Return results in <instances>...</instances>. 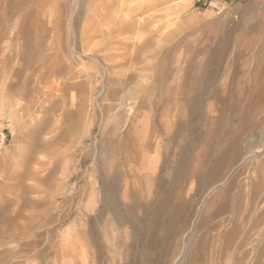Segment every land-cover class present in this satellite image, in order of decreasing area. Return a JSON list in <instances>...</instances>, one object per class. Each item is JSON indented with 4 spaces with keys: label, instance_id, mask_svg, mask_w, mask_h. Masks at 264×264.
Returning <instances> with one entry per match:
<instances>
[{
    "label": "rangeland",
    "instance_id": "1",
    "mask_svg": "<svg viewBox=\"0 0 264 264\" xmlns=\"http://www.w3.org/2000/svg\"><path fill=\"white\" fill-rule=\"evenodd\" d=\"M112 1L53 0L38 13L10 12L16 20L8 14L14 22L0 37V59L7 53L10 63L0 73V264L69 260L62 241L84 232L91 190L98 215L102 179L123 170L132 178L144 166L139 143L149 145L148 190L161 197L142 226H118L106 210L101 241L127 246L107 250L102 264H174L179 252L178 264H264V0ZM189 75L194 87H179ZM163 197L186 207L168 206L157 225L149 214ZM178 215L179 225L171 219Z\"/></svg>",
    "mask_w": 264,
    "mask_h": 264
},
{
    "label": "bare ground",
    "instance_id": "2",
    "mask_svg": "<svg viewBox=\"0 0 264 264\" xmlns=\"http://www.w3.org/2000/svg\"><path fill=\"white\" fill-rule=\"evenodd\" d=\"M58 1V0H57ZM61 1V0H60ZM109 1V3L112 1V0H108ZM124 1V0H123ZM122 1V2H123ZM7 2V1H6ZM44 2H48L49 4H50V7L51 8H53V6H54V2H53V0H13V2L12 3H4V4H2V7L0 6V37H7V35L8 34H6V31L8 30V27H10L9 26V22H10V19H11V17H10V19L8 18L9 16H8V14L9 15H11L10 14V12L11 13H13V15L15 16L16 15V13H21V8H22V6H25V8H29L30 9V11L32 12V11H36L37 13L41 10H39V8H41V7H44V6H41L40 7V5H42ZM67 2V1H66ZM75 2H76V4L78 5L79 4V2H80V0H75ZM91 2V1H90ZM93 2H94V0H93ZM113 2H115L116 3V1L114 0V1H112V3ZM150 2V1H149ZM48 3H46L47 4V6L49 7V5H48ZM57 3V2H56ZM68 3H69V1H68ZM67 3V4H68ZM117 3H118V1H117ZM130 3H132V2H130ZM0 4H1V2H0ZM45 4V5H46ZM91 4H93L92 2H91ZM96 4V3H95ZM111 4V3H110ZM109 4V5H110ZM138 4V3H137ZM146 4V3H145ZM73 5V4H72ZM120 4H118L117 5V7L119 6ZM131 5V4H130ZM58 6V5H57ZM64 6V5H63ZM100 6V5H99ZM111 6V5H110ZM114 6V5H113ZM121 6V5H120ZM141 6V5H140ZM144 6V5H143ZM142 6V8H145V6L143 7ZM252 6H254L255 7V4H252L251 5V7ZM47 7V8H48ZM49 7V10H51V8ZM65 7V6H64ZM72 7V6H71ZM94 7V6H93ZM249 7V6H248ZM250 7V8H251ZM254 7H252V8H254ZM45 8V7H44ZM44 8H43V10H44ZM57 8V7H56ZM122 8V7H121ZM127 8V7H126ZM137 8V7H136ZM141 8V7H140ZM259 9H260V7H258ZM263 8H264V6H263ZM24 11H25V9L24 8H22ZM54 9H55V7H54ZM53 9V10H54ZM120 9V8H119ZM119 9H115L116 11L118 10L119 11ZM22 10V11H23ZM114 10V11H115ZM263 10V9H262ZM27 11H28V9H27ZM29 11V12H30ZM115 11V12H116ZM46 12V11H45ZM54 12V11H53ZM140 12H142V11H140ZM258 12V11H257ZM264 12V11H263ZM28 13V12H27ZM34 13L35 12H33V14L31 15V13H29L32 17H30L29 15V17H28V19H32V18H34L35 19V17H33V15H34ZM44 13V12H43ZM48 13H49V11H48ZM114 13V12H113ZM116 13H119V12H116ZM121 13V12H120ZM22 14H23V12H22ZM115 14V13H114ZM126 14V13H125ZM140 14V13H139ZM141 14H143V12L141 13ZM249 14V13H248ZM18 16L17 17H19V14H17ZM27 15V14H26ZM39 15H40V13H39ZM41 15H42V13H41ZM41 15H40V17H41ZM44 15V14H43ZM53 15V14H52ZM128 15V14H127ZM258 15H260V14H258ZM12 16V15H11ZM14 16H12L13 17V19H14ZM21 16H23V15H21ZM50 16V15H49ZM114 15H112V17H113ZM261 16V15H260ZM16 17V16H15ZM36 17H37V14H36ZM43 17V16H42ZM41 17V18H42ZM119 17H121V15H119ZM123 17V16H122ZM125 17V16H124ZM247 17V16H246ZM51 18H52V16H51ZM109 19H110V17H108ZM114 18H116V16L114 17ZM138 18V17H137ZM143 18V17H142ZM141 17H140V20L142 19ZM147 18V17H146ZM117 19L119 20L120 18H118V16H117ZM14 20H16V19H14ZM23 20V19H22ZM24 20H26V19H24ZM36 20H37V18H36ZM38 20H39V17H38ZM144 20V19H143ZM150 20V19H149ZM256 20V19H255ZM12 21V20H11ZM33 21H35V20H33ZM108 21H110V20H108ZM14 22V21H13ZM13 22H10V24L11 23H13ZM23 22V21H22ZM113 24H114V19H113ZM143 22V21H142ZM263 21H261V23H262ZM17 23V22H16ZM27 24L28 22H24L23 24ZM32 22L30 21V25L31 26H34V24L32 25L31 24ZM40 23V22H39ZM143 23H145V20H144V22ZM150 23H152V22H150ZM20 24V23H19ZM35 24H37L36 22H35ZM252 24V23H251ZM39 25H41V24H39ZM42 25H44L43 23H42ZM149 25H151V24H148V25H146V27L147 26H149ZM13 26V25H12ZM11 26V27H12ZM23 26V25H22ZM26 26V25H25ZM27 26H28V24H27ZM45 26V25H44ZM132 25H130L129 27H127V28H130ZM145 26V25H144ZM256 26H257V24H256ZM21 27V26H20ZM151 27V26H150ZM251 27H253V26H251ZM262 27V26H261ZM39 28H41V26L39 27ZM43 28V27H42ZM126 28V27H125ZM144 28V27H143ZM143 28H141V29H143ZM152 28H153V26H152ZM152 28H150V29H152ZM255 29L257 28V27H254ZM45 29V28H44ZM114 29V28H113ZM113 29H111L110 30V32L113 30ZM136 29V28H135ZM138 29V28H137ZM150 29H148V30H150ZM158 29V28H157ZM253 29V28H252ZM114 30H117V29H114ZM120 30H123V32H127L128 30H124V28L123 29H120ZM147 30V31H148ZM155 30L156 29H154V30H152V31H154L155 32ZM159 30V29H158ZM257 30V29H256ZM258 30H259V28H258ZM257 30V31H258ZM144 31V30H143ZM151 31V30H150ZM157 31V30H156ZM255 31V30H254ZM253 31V32H254ZM9 32V31H8ZM115 32V31H114ZM117 32H118V30H117ZM116 32V33H117ZM120 33H121V31H119ZM153 32V33H154ZM150 33V36H151V32H148V34ZM260 33V32H259ZM75 34V33H74ZM155 34H157V33H155ZM195 34V33H194ZM255 34V33H254ZM254 34H252V35H250V36H253ZM154 35V34H153ZM152 35V36H153ZM249 35V34H248ZM260 35V34H259ZM11 36V35H10ZM10 36H9V38H10ZM140 36V35H139ZM142 36V35H141ZM257 37L258 38H260V37H262V36H258L257 35ZM252 38V37H251ZM247 39V38H246ZM147 40H148V38H147ZM147 40H145V41H147ZM243 40H244V38H243ZM249 40V39H248ZM252 40V39H251ZM144 41V42H145ZM148 41H151V39L150 40H148ZM148 41H147V43H145V44H151L152 45V42L151 43H148ZM153 41V40H152ZM247 41V40H246ZM144 42H142V44H144ZM186 43V42H185ZM184 43V44H185ZM141 44V43H140ZM140 44H138L139 46H141ZM182 44V47L184 46L183 45V42L181 43ZM1 46H3V45H1ZM194 46V45H193ZM4 47V46H3ZM3 47H1V48H3ZM5 47H7V45L5 46ZM149 47H150V45H149ZM180 47H181V45H180ZM184 47H186V45L184 46ZM192 47V46H191ZM0 48V49H1ZM140 48H143L142 46L140 47ZM179 48V47H178ZM195 48V47H194ZM143 49H145V48H143ZM193 49V48H192ZM138 50V49H137ZM139 50H141V49H139ZM178 50H180V49H178ZM188 51V54H189V52H190V50L189 49H187ZM6 51V50H5ZM199 51V50H198ZM1 52H3L2 51V49L0 50V53ZM139 52V51H138ZM140 52H144L143 50L142 51H140ZM186 52V53H187ZM201 52V51H200ZM263 52H264V50H263ZM192 53V55H193V52H191ZM194 53H196V51L194 52ZM199 52H197V54H198ZM7 54V53H6ZM5 53L4 54H1V55H3V56H1V57H3V58H1L0 60V73H3V72H6V67H7V65H8V69H9V64L10 63H8V57H7V55H6ZM195 55V56H198V55ZM241 54V53H240ZM262 54V53H261ZM260 54V56L259 57H262V55ZM8 55H10V54H8ZM184 55H185V53H184ZM203 55V54H202ZM208 55V54H207ZM190 57V56H189ZM210 57V56H209ZM149 58V57H148ZM151 59H153L152 57H150ZM149 58V59H150ZM191 59H192V57H191ZM194 60H195V58H193ZM261 59V58H260ZM155 60V59H154ZM10 61H11V57H10ZM9 61V62H10ZM149 61V60H148ZM148 61L146 62V64H145V66L147 65V63H148ZM153 61V60H152ZM185 62V61H184ZM197 62V61H196ZM195 62V63H196ZM8 63V64H7ZM149 64H151V62L149 61ZM148 64V65H149ZM207 64V63H206ZM146 67H148V66H146ZM196 67V66H195ZM182 69V68H181ZM197 69V68H196ZM183 71V70H182ZM195 72V71H194ZM191 73V72H190ZM196 73V72H195ZM187 74V73H186ZM162 75V74H161ZM193 75V74H192ZM195 75V74H194ZM198 75V74H197ZM145 76V75H144ZM160 76V75H159ZM184 76H185V73H184ZM183 76V77H184ZM197 77V76H196ZM187 78V79H186ZM184 77L183 79L184 80H182L181 78H180V80L179 81H177V83H178V86L179 87H182L183 89H185V88H188L189 89V87H194V81L195 80H197V78L195 79L194 77H192V76H188V77ZM195 80H194V79ZM195 83H196V81H195ZM181 85V86H180ZM193 85V86H192ZM146 86V85H145ZM148 86V85H147ZM171 130V129H170ZM243 130V129H242ZM166 134H168V133H166ZM148 138V137H147ZM146 139V138H145ZM135 144V143H134ZM149 145L148 144H146V143H139V146L138 147H140V157H141V155H143V158H142V162H143V164H144V166L143 167H141V168H139V169H137V172L133 175V177L132 178H130V175L128 174V173H125V170H123V171H119L118 173H116L113 177V179L112 180H109V177L106 175L105 176V178H103L102 179V187L105 189L104 190V192H105V194H104V198H102L103 199V201H104V204H103V207H102V210L99 212V214L98 215H96V213H95V205H96V193H95V191L94 190H91L92 191V199L90 200V203H89V205H90V207H91V211L89 212V214H87L86 215V217H85V219H84V221H83V227H84V232H79V231H76L75 233H74V236L72 235V238L70 239V241L69 240H67V239H63V241H62V247L60 248V254H61V256L62 255H66L67 254V256H70V258H69V260H66L65 258H64V264H102V259H103V257H104V255H105V252L107 251V250H111V251H118L122 246H127V244L126 243H121V242H117V241H115V239L113 240V241H111V243H110V241H108L107 239H105V244H107V245H104V242H102L101 241V238H102V235H104L105 236V238L107 237V226H108V221L105 219V213H106V210H108V212H110V213H112V215H113V221H114V223H116L118 226H121V225H123V224H125V223H127V222H130L131 224H133V223H135L136 222V220L138 219L139 220V222H140V225L142 226L143 224H142V220H144L145 219V214L148 212L147 211V209H148V207H149V205L154 201V200H157L158 198H160L161 197V193H160V190L161 189H159V188H157V189H153V188H155V187H153V188H150L149 190H148V181L152 178V176L150 175V173L151 172H149V169L147 168V167H145V165L147 164V161H148V159H147V157H144V153H146V152H148L149 151V147H148ZM137 147V148H138ZM251 152V151H250ZM248 159H250L249 158V155H246V156H244V157H242V159L239 161V163L234 167V168H230V169H227L225 172H224V174H223V176L221 177V179L219 180V183H217L216 185H214L213 187H211V189L208 191V194H211L217 187H219V186H221V185H224L225 183H226V181L229 179V177L232 175V173L238 168V167H240V165L243 163H246L247 162V160ZM263 159V158H262ZM130 171H134V170H130ZM260 174V173H259ZM146 182V186H144V184H143V182ZM151 181V180H150ZM157 182V181H156ZM150 184H151V182H149ZM153 185V184H152ZM150 186V185H149ZM158 187H160V186H158ZM172 190V189H171ZM98 193V192H97ZM179 193H181V192H179ZM172 194H174V193H172ZM182 194V193H181ZM207 194V195H208ZM264 194V193H263ZM262 194V195H263ZM167 195V194H166ZM178 195V194H177ZM170 196V195H169ZM173 197V196H172ZM174 197H176V196H174ZM179 197V196H178ZM181 197V196H180ZM184 197V196H183ZM177 198V197H176ZM175 198V199H176ZM264 198V197H263ZM101 199V200H102ZM175 199H173V200H175ZM178 199V198H177ZM176 199V200H177ZM183 198H181V200H182ZM171 199L169 198V197H163L162 198V201L160 202V204L158 205V207H156V209L152 212V213H150L149 215H156L157 216V218H156V220H155V224H157V225H159V219H158V217H159V214L161 213V211L162 210H165L166 208H168V206L170 207L171 205ZM178 202V201H177ZM176 202V203H177ZM175 203V204H176ZM185 204L186 203H184V201L183 202H178L176 205H172L171 206V209H169L168 208V210H169V213H171L172 212V210L174 209V208H176V209H180V210H182L183 212L185 211ZM167 210V209H166ZM165 212V211H164ZM250 213V212H249ZM180 216L181 215H178V217L177 216H175V217H173V218H171V219H175V220H177L176 222H177V225H179V218H180ZM153 218V217H152ZM108 219V218H107ZM170 219V220H171ZM162 222V221H161ZM171 223V222H170ZM174 223V222H173ZM172 225H174V224H172ZM102 227V228H101ZM190 232H188L187 234H189ZM83 235V236H82ZM82 237H83V239H82ZM82 239V240H81ZM153 244L155 243V242H152ZM154 246V245H153ZM80 247H84L82 250H80ZM108 252V251H107ZM81 254H83V258H80V255ZM183 255V254H182ZM146 257H148V253L146 252V253H144L143 255H142V260L143 261H145V260H147L148 262H149V259H150V257L149 258H146ZM181 259V252H179L178 253V255H175L174 256V264H178V262H179V260ZM80 262V263H79ZM144 264H145V262H144Z\"/></svg>",
    "mask_w": 264,
    "mask_h": 264
}]
</instances>
